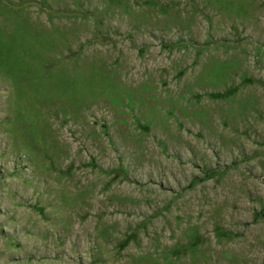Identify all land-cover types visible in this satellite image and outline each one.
<instances>
[{"label": "rangeland", "instance_id": "rangeland-1", "mask_svg": "<svg viewBox=\"0 0 264 264\" xmlns=\"http://www.w3.org/2000/svg\"><path fill=\"white\" fill-rule=\"evenodd\" d=\"M0 264H264V0H0Z\"/></svg>", "mask_w": 264, "mask_h": 264}]
</instances>
